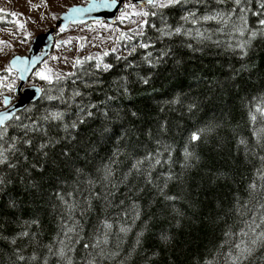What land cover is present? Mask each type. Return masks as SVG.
Segmentation results:
<instances>
[{"label":"trees","instance_id":"trees-1","mask_svg":"<svg viewBox=\"0 0 264 264\" xmlns=\"http://www.w3.org/2000/svg\"><path fill=\"white\" fill-rule=\"evenodd\" d=\"M262 3L148 7L46 84L0 133V264H264Z\"/></svg>","mask_w":264,"mask_h":264},{"label":"rangeland","instance_id":"rangeland-1","mask_svg":"<svg viewBox=\"0 0 264 264\" xmlns=\"http://www.w3.org/2000/svg\"><path fill=\"white\" fill-rule=\"evenodd\" d=\"M167 2V0H165ZM126 3H131L127 1ZM87 0H0V12L15 14L12 16V29L0 32V38L13 34L16 37V53L24 51L25 46L42 33L54 28L63 12L75 5H86ZM136 10H140V7ZM148 11V8H143ZM122 8L121 12H131ZM115 25L105 22L90 23L84 26L70 27L68 31L57 33L52 55L32 76V84L44 87L46 84L72 75L76 67L85 60H101L104 53L120 52L119 42L127 33L141 32V17L120 20ZM146 20V17L143 18ZM23 25V27H20ZM124 33V35H122ZM9 37V36H8ZM115 49V51H113ZM79 61V63H76ZM44 72L51 82L37 75Z\"/></svg>","mask_w":264,"mask_h":264},{"label":"water","instance_id":"water-1","mask_svg":"<svg viewBox=\"0 0 264 264\" xmlns=\"http://www.w3.org/2000/svg\"><path fill=\"white\" fill-rule=\"evenodd\" d=\"M141 5L142 0H123ZM93 0H87L86 5H75L70 7L66 12H63L56 22L54 28L36 36L33 40L31 49L27 56H16L11 64L17 71L20 85L17 89L19 95L23 86L28 81V78L33 75L34 71L40 67L52 54L55 47V35L59 30L62 32L68 31L70 27L84 26L90 23L105 22L109 25H115L118 16L123 8V3H118L116 8L107 10L91 9ZM145 4L143 8H147ZM43 96L42 88L33 86L24 90L21 98L11 108L0 113V129L5 127L14 116L25 110L29 105L35 104Z\"/></svg>","mask_w":264,"mask_h":264},{"label":"flooded vegetation","instance_id":"flooded-vegetation-1","mask_svg":"<svg viewBox=\"0 0 264 264\" xmlns=\"http://www.w3.org/2000/svg\"><path fill=\"white\" fill-rule=\"evenodd\" d=\"M12 16L10 14H5L0 12V32L4 30H11L13 27ZM9 36V37H8ZM8 36H3L0 38V113L11 108L16 102L21 98V94L24 90L31 88L33 86H38L40 88L43 87L39 85L32 84V76L35 72H37L40 68L43 67V64L48 60H46L40 67H38L32 76L28 78V81L23 86L19 95L17 93V89L20 85V79L17 71L12 67V60L16 56H27L31 49L33 40H31L24 48V51L17 54L16 53V37L13 34H9ZM55 40H57V35H55ZM54 50V49H53ZM52 50V52H53ZM52 55V54H51ZM50 55V56H51ZM9 69H11L9 71ZM31 105H29L25 110L18 113L12 121H10L5 127L0 129V133L6 131L8 127L14 125L18 119H20L23 112L29 110Z\"/></svg>","mask_w":264,"mask_h":264},{"label":"snow or ice","instance_id":"snow-or-ice-1","mask_svg":"<svg viewBox=\"0 0 264 264\" xmlns=\"http://www.w3.org/2000/svg\"><path fill=\"white\" fill-rule=\"evenodd\" d=\"M118 3H123V0H93V3L91 4V9H96V10H107V9H112V8H116ZM175 3H179V0H167V2H165V0H142L140 7V10H136L138 8V5L135 3H123V7L125 9H131V12H121V15L119 17L120 20H126L129 19L130 17H141V22H140V27L142 28L144 25H146L148 23L147 20H144V17H148L149 15L155 16L156 12H149L146 10H143L144 5L146 4L147 6H150L151 8H160V9H164L169 7L172 4ZM235 3L237 5H239L241 3V0H235ZM261 8H264V3H262L260 5ZM11 15H15L14 13ZM185 19H187V17H185ZM206 19H208L206 17ZM260 24L264 25V20H260ZM20 27H23V25H20ZM176 33H179L181 31L180 28H176L175 29ZM140 35H143V32L139 33ZM241 34H243V32H241ZM122 35H124V33H122ZM257 35L256 32L252 33V36L255 37ZM129 39H131L129 37ZM140 47L146 48L148 47L147 44H141ZM243 47V46H241ZM135 49H133L134 51ZM113 51H115V49H113ZM104 55H108V53H104ZM76 63H79V61H76ZM105 68L109 67L108 65H104ZM11 69H9L10 71ZM37 75L40 76L41 79L43 80H48L49 82H51V77H49L48 75H45L44 72H40ZM71 75V74H70ZM57 79H59V77H57ZM75 95H80L79 92L75 93ZM90 115V113H89ZM52 118L55 119H59V114H54ZM75 126V125H73ZM199 137L196 134H193L191 139L193 141L197 140ZM142 163V161H138L137 162ZM133 167H136L135 165ZM0 183H2V181H0ZM26 235V233H25ZM259 240L260 242L264 243V233H261L259 236ZM257 243V239H253L252 240V244H256ZM238 249H240L241 251V255H245V254H250L251 253V249L250 248H243L241 249L240 245L236 246Z\"/></svg>","mask_w":264,"mask_h":264},{"label":"bare ground","instance_id":"bare-ground-1","mask_svg":"<svg viewBox=\"0 0 264 264\" xmlns=\"http://www.w3.org/2000/svg\"><path fill=\"white\" fill-rule=\"evenodd\" d=\"M201 36V35H200Z\"/></svg>","mask_w":264,"mask_h":264}]
</instances>
